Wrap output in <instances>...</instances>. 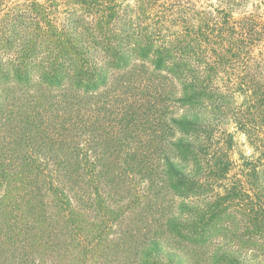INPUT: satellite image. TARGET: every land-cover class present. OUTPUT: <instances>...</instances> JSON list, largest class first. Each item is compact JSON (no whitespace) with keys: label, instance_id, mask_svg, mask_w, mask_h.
<instances>
[{"label":"trees","instance_id":"16d2710c","mask_svg":"<svg viewBox=\"0 0 264 264\" xmlns=\"http://www.w3.org/2000/svg\"><path fill=\"white\" fill-rule=\"evenodd\" d=\"M244 3L0 0V264H264Z\"/></svg>","mask_w":264,"mask_h":264},{"label":"rangeland","instance_id":"374dc122","mask_svg":"<svg viewBox=\"0 0 264 264\" xmlns=\"http://www.w3.org/2000/svg\"><path fill=\"white\" fill-rule=\"evenodd\" d=\"M15 3L18 2H24L25 0H14ZM134 1V0H131ZM164 0H160V2H163ZM187 1V0H186ZM197 4L198 8H206L208 5L212 4L217 6L218 0H190ZM262 4V10H264V0H245L243 9L236 10L234 12V18H240L244 15H246L248 12L253 10L255 6ZM264 18V17H263ZM259 50V49H258ZM257 50V51H258ZM230 130H236L234 126L230 127ZM235 140H236V147L234 150L233 158L240 163V154H244L246 156H250L254 153V150L252 146L247 142V137L244 133H240L236 131L235 133Z\"/></svg>","mask_w":264,"mask_h":264}]
</instances>
